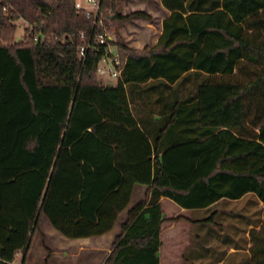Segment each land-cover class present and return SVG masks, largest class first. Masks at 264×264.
<instances>
[{
    "label": "trees",
    "instance_id": "1",
    "mask_svg": "<svg viewBox=\"0 0 264 264\" xmlns=\"http://www.w3.org/2000/svg\"><path fill=\"white\" fill-rule=\"evenodd\" d=\"M159 1L170 15L153 48L112 43L126 56L112 87L75 0H0V264H25L42 218L67 239L104 235L136 185L145 199L103 264H159L160 197L186 210L247 194L264 205V0ZM116 3H100L109 29L148 17ZM19 20L44 42L15 41ZM188 76L202 81L182 95ZM262 217L250 264H264Z\"/></svg>",
    "mask_w": 264,
    "mask_h": 264
},
{
    "label": "crops",
    "instance_id": "2",
    "mask_svg": "<svg viewBox=\"0 0 264 264\" xmlns=\"http://www.w3.org/2000/svg\"><path fill=\"white\" fill-rule=\"evenodd\" d=\"M116 11L122 16L135 12H143L149 16V19L135 17L129 21H121L118 23L120 43L137 51H142L146 47L149 49L153 48L157 44L162 34L163 21L170 15V12L161 5L159 0H117ZM100 79H102L106 86L113 87L117 82V79H113L112 81V79L107 77ZM201 81L202 77L200 76H188L184 88L181 89V94L185 95L192 91ZM132 97L136 101H143L145 99V95H142L140 89L134 90ZM157 97L156 92H154L150 96L151 101H157ZM165 100L166 99L161 98L159 101ZM147 189V186H134L127 208L119 215L113 228L99 237L67 239L58 233L45 218H42L44 223L47 221L49 226L46 223L45 227L42 229H40L39 226L32 240L25 264H103L112 251V246L116 237L121 234V228L127 220L128 212L145 199ZM248 196H250V194L238 200H220L205 209L197 210L180 208L170 200L160 197L158 203L161 206L165 222L160 233L161 244L158 252L159 264H162L161 254L163 252L168 256L164 264H224L223 260L217 259L219 257L217 256V251H223L225 258H231L233 260L232 264H250V239L244 242V246H238L232 243L217 242L215 238H213V234L210 233L209 236L211 240L208 243L200 245V247L198 244H192L189 248L191 250H202L201 253L187 255L179 252L182 242L180 239L182 233H184L182 227H193L194 224L199 225L203 222L199 221V214L208 213L212 210L217 211L222 209L223 212H226L224 220L221 221V225L219 226L221 232L224 231L223 227H227L230 233L234 235L246 232L244 235L249 237V232L251 230L258 231L262 224L263 217L259 228L253 229L251 223L245 224L242 215L238 213V211L243 208L241 207V203ZM256 200L258 204L262 206L263 210V203L257 198ZM230 211H235L236 213ZM35 237L42 247L40 257L37 259L33 254ZM193 245L194 247H192ZM246 256H248L247 263L245 261ZM22 260L23 255L18 254L15 264H21Z\"/></svg>",
    "mask_w": 264,
    "mask_h": 264
},
{
    "label": "rangeland",
    "instance_id": "3",
    "mask_svg": "<svg viewBox=\"0 0 264 264\" xmlns=\"http://www.w3.org/2000/svg\"><path fill=\"white\" fill-rule=\"evenodd\" d=\"M117 12V11H116ZM147 19H149V16L146 17ZM16 25V33H15V41H21L23 40V37L25 36L26 32H25V24L23 21L19 20L15 23ZM112 29H116L117 33H118V23H116V25H114V27ZM112 29H108L109 34L110 35H114ZM119 35V33H118ZM115 36V35H114ZM119 37V36H118ZM119 38L115 39V43H119ZM129 48V47H128ZM147 48V47H146ZM114 53H119V54H123L118 47H116V49H113ZM99 81L104 84V82L102 81V79H100L99 77ZM113 81V79H112ZM105 85V84H104ZM191 85V84H189ZM190 87V86H189ZM241 207H243L242 209H240L238 211V213L240 215H242L243 218V222L245 224L247 223H251L253 229L254 228H259L260 226V222L262 221V206H260L256 200V197L253 194H250V196L246 197L245 200L241 203ZM230 212H234L235 211H230ZM226 212H223L222 209L220 210H212L208 213H202L199 214L200 215V219L199 221H203L201 222L199 225H193V227H188V226H183L182 230L184 233H182L181 239V249H179L180 253H184V254H195V253H201L202 250H191L189 249L190 246L192 244H198L199 247L200 245H205L206 243H208L211 239H210V233L213 234V238H215V240L217 242H223V243H232L238 246H244V242H247L249 237L245 236L244 234L246 233H239V234H232L230 233V230L227 229V227H223L224 231L221 232V228L219 227L221 225V221L224 220V215ZM244 216V217H243ZM45 223L49 226V224L47 223V221H45ZM45 223L44 220L41 219L40 221V229H42L43 227H45ZM37 237V236H36ZM35 237V238H36ZM37 238L34 239V250H33V254L35 256V258L37 259L38 257H40L41 254V244L39 242H37ZM184 245V247H183ZM194 247V245L192 246ZM216 253V252H215ZM217 256H219L217 259L219 260H223L224 264H232L233 260L231 258H225L224 257V252L223 251H217ZM168 258L167 254H165L164 252L161 254V262L162 264H164V262L166 261V259ZM216 258V257H215ZM19 259V258H18ZM246 263L248 262V256H246ZM17 264V263H16ZM214 264V263H213Z\"/></svg>",
    "mask_w": 264,
    "mask_h": 264
},
{
    "label": "built area",
    "instance_id": "4",
    "mask_svg": "<svg viewBox=\"0 0 264 264\" xmlns=\"http://www.w3.org/2000/svg\"><path fill=\"white\" fill-rule=\"evenodd\" d=\"M100 3L101 0H75V7L79 12L92 18V29L95 28L98 32L96 35V43L106 45L105 53L100 59L97 67V75L100 78L107 77L116 80L119 78L124 68L126 56L124 54L114 53L113 51V49H116V46L112 45V43H115L116 37L109 34L108 25L110 19L103 15L100 10ZM24 24V29L27 33L23 37V40L31 38L35 44L44 42L45 37L41 31L34 32L35 28L33 26L26 22H24ZM81 38L85 40L84 46L80 49V58L83 60L86 51L90 47V36H88L86 40L84 34H81Z\"/></svg>",
    "mask_w": 264,
    "mask_h": 264
}]
</instances>
